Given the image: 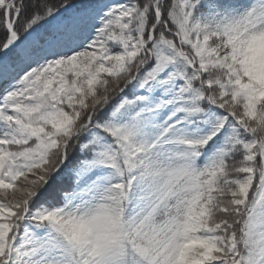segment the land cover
I'll return each instance as SVG.
<instances>
[{"label":"snow or ice","instance_id":"snow-or-ice-1","mask_svg":"<svg viewBox=\"0 0 264 264\" xmlns=\"http://www.w3.org/2000/svg\"><path fill=\"white\" fill-rule=\"evenodd\" d=\"M0 264H264V0H0Z\"/></svg>","mask_w":264,"mask_h":264}]
</instances>
